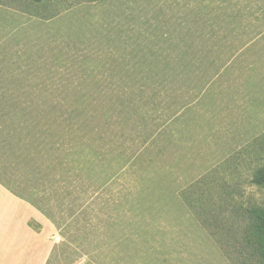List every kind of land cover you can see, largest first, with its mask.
<instances>
[{
  "label": "rangeland",
  "instance_id": "rangeland-1",
  "mask_svg": "<svg viewBox=\"0 0 264 264\" xmlns=\"http://www.w3.org/2000/svg\"><path fill=\"white\" fill-rule=\"evenodd\" d=\"M263 169L264 0H0V181L48 264H260Z\"/></svg>",
  "mask_w": 264,
  "mask_h": 264
},
{
  "label": "crops",
  "instance_id": "crops-1",
  "mask_svg": "<svg viewBox=\"0 0 264 264\" xmlns=\"http://www.w3.org/2000/svg\"><path fill=\"white\" fill-rule=\"evenodd\" d=\"M57 236L47 215L0 181V264H48Z\"/></svg>",
  "mask_w": 264,
  "mask_h": 264
},
{
  "label": "trees",
  "instance_id": "trees-1",
  "mask_svg": "<svg viewBox=\"0 0 264 264\" xmlns=\"http://www.w3.org/2000/svg\"><path fill=\"white\" fill-rule=\"evenodd\" d=\"M28 145V144H27ZM37 153L34 152V150L30 151L28 153H24V155L22 156L23 160H32L34 162L33 158H36ZM251 183L255 184L257 186H263L264 185V169L257 172L251 179ZM18 195V194H17ZM19 197L23 198L22 196L18 195ZM30 198H32V196H30ZM25 200L29 201L33 206H35L37 209H39L41 212H43L45 215H47V217H49V219L56 225V221L51 218V216L49 215L48 211L44 209V206H42L39 201H31L30 199H26ZM40 199V198H39ZM258 228H259V233H261V238H260V245H261V249L259 254H257V258H258V262L260 264H264V215L260 216L258 218Z\"/></svg>",
  "mask_w": 264,
  "mask_h": 264
}]
</instances>
